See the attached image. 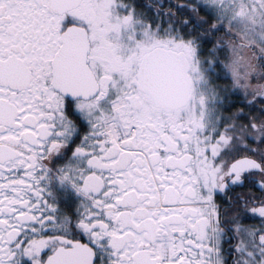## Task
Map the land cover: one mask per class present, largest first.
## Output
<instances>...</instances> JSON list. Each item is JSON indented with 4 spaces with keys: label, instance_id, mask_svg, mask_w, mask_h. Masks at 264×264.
<instances>
[{
    "label": "snow or ice",
    "instance_id": "6c2138e0",
    "mask_svg": "<svg viewBox=\"0 0 264 264\" xmlns=\"http://www.w3.org/2000/svg\"><path fill=\"white\" fill-rule=\"evenodd\" d=\"M0 264H264V0H0Z\"/></svg>",
    "mask_w": 264,
    "mask_h": 264
}]
</instances>
